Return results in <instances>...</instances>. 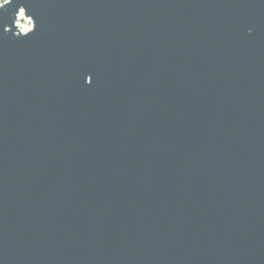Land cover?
I'll return each instance as SVG.
<instances>
[{
  "label": "water",
  "instance_id": "obj_1",
  "mask_svg": "<svg viewBox=\"0 0 264 264\" xmlns=\"http://www.w3.org/2000/svg\"><path fill=\"white\" fill-rule=\"evenodd\" d=\"M0 264H264V0L1 1Z\"/></svg>",
  "mask_w": 264,
  "mask_h": 264
},
{
  "label": "built area",
  "instance_id": "obj_2",
  "mask_svg": "<svg viewBox=\"0 0 264 264\" xmlns=\"http://www.w3.org/2000/svg\"><path fill=\"white\" fill-rule=\"evenodd\" d=\"M1 1H5V0H0V3H1ZM23 18H24L23 15L20 13L18 15V19H17V22H16V24H17V26H18V28H19V30L21 32H24V31L28 30L31 27V21L27 17H26V20H27L26 25L25 26L22 25V19Z\"/></svg>",
  "mask_w": 264,
  "mask_h": 264
},
{
  "label": "rangeland",
  "instance_id": "obj_3",
  "mask_svg": "<svg viewBox=\"0 0 264 264\" xmlns=\"http://www.w3.org/2000/svg\"><path fill=\"white\" fill-rule=\"evenodd\" d=\"M24 17V16H23ZM26 23H27V20H26V17H24L23 19H22V25H26Z\"/></svg>",
  "mask_w": 264,
  "mask_h": 264
}]
</instances>
